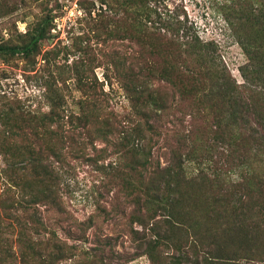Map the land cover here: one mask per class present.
<instances>
[{
	"label": "rangeland",
	"instance_id": "obj_1",
	"mask_svg": "<svg viewBox=\"0 0 264 264\" xmlns=\"http://www.w3.org/2000/svg\"><path fill=\"white\" fill-rule=\"evenodd\" d=\"M44 20V38L34 54L0 55V264H151L150 258L169 264L172 248L185 234L172 236L156 254L132 242L122 212L133 207L118 188L120 173L130 174L129 153L118 144L117 132L104 127L105 118L120 123L121 136L127 135L141 153L151 149L154 158L165 156L173 131L182 134L183 125L189 130L191 115L202 114L200 119L210 123L215 113L208 94L218 80L215 85L206 77L193 82L203 72L198 69L204 65L202 54L215 58L213 78L237 85L247 80L244 95L264 112V0H0V46H24ZM140 73L147 75L149 91L171 88L162 102L159 96L158 103L149 101L143 117L135 110L150 93L125 81L132 75L140 80ZM189 90L193 94L187 95ZM226 104L222 101L224 111L232 107ZM153 111L166 127L135 132L138 122L147 128L142 120ZM224 118L230 119L229 112ZM211 154L216 155L214 150L203 154L201 168L195 155L182 159L176 192L163 185V192L155 194L154 219H147L146 230L136 223L133 228L146 239L157 234L149 232L152 225L164 233L162 216L179 191L202 185V171L214 180ZM30 155L42 165L51 163V183L39 186L40 175H32L39 165L24 162ZM217 174L222 183L225 175ZM26 180L35 183L27 187ZM16 183L25 185L21 195ZM24 195L32 197L39 221L32 226L33 212L19 211V219L33 227L27 230L28 243L37 247L32 257L23 248L21 226L8 212ZM194 205L186 202L182 210ZM83 227L84 239L75 240L82 238ZM95 235L110 237V248L102 246L104 255L98 253Z\"/></svg>",
	"mask_w": 264,
	"mask_h": 264
},
{
	"label": "trees",
	"instance_id": "obj_2",
	"mask_svg": "<svg viewBox=\"0 0 264 264\" xmlns=\"http://www.w3.org/2000/svg\"><path fill=\"white\" fill-rule=\"evenodd\" d=\"M46 25L47 21H42L28 43L20 48L0 46V55L21 53L26 58L34 54L37 44L44 38ZM163 38L165 37L163 36ZM165 41L168 43V40ZM194 46L197 47L196 44ZM203 47L201 46V49ZM198 49L200 52V48ZM171 55H175V52ZM199 55H201V52ZM201 58L204 59V65L198 69L203 72H198L193 82L202 83V79L206 77L209 83L211 81V84L215 85L216 83L213 80H218L216 90L210 91L208 94L210 99L214 101L215 113L211 111L212 121L210 123L200 119L202 118L200 113H198L200 114L198 117H196L197 115L193 117L190 114L193 121L186 123L189 130L185 131L186 126L183 125L182 134L173 131L172 137L169 138L172 141L167 146L165 156L156 154V158H154L150 152L151 149L147 154L141 153L138 147H134L130 143L131 139L126 138L127 135L121 136L124 128L120 126V123L111 116L105 118L107 120L104 121V127L117 132L119 135L117 136L118 144L125 147L129 153L130 161L127 163L129 165L127 169L131 175L121 172L118 188L122 191L121 195H124L133 208L128 213L123 211L122 216H126L128 219L126 224H128L130 233L134 237L132 242H138L137 249L145 245L147 248L151 247L155 254L159 247L164 243L166 244L172 236L178 237L179 232H184L183 238L179 237L177 246L172 248L175 254L170 256L173 260L169 264H264V112L259 110L257 101H254L253 97L244 95V92L248 90L244 86L247 80H244L242 85H237L236 83L231 84L224 81V78H213L215 72L212 65L215 58L209 54H202ZM138 77L141 79H135L132 75L125 81H130L127 84L130 87L140 88L146 94L150 93L147 103L144 102V105L141 104L135 110L139 116L143 117L147 114L144 108L147 104L151 105L149 101H153L154 98L155 102L159 100L162 102L165 99L164 97L167 96V91H170L171 88L159 86L158 89L149 91V85L146 84L147 75L140 73ZM193 77L195 75L189 78L193 79ZM168 83L171 85V81H168L167 85ZM151 92L153 93L151 94ZM186 94L191 95L193 93ZM222 101H226L232 107L224 111V106H221ZM228 112L230 119L225 120L224 116ZM109 119L113 121L110 122ZM160 120L161 115L158 116L157 111H153L142 120L147 128L143 129L144 123L138 122L136 130H132L149 133L160 131L166 127ZM232 131H237V136L232 135ZM192 138H194V141ZM194 142L198 145L193 144ZM211 150L216 153L214 156L211 154L213 157H211L212 160L208 164V167L211 166L212 170L209 176H213L214 180L209 179L210 177L202 171L201 175L203 177L198 176L202 185H192L179 191L180 193L170 204L166 214L162 216L164 233H161L159 229L155 230L152 225L149 232H156L157 234H153L155 235L154 238L149 236L146 239V235H141L135 230L133 228L135 223L146 230L147 219L149 221L154 219L155 212H153V209L158 210V206L156 205V208H154L153 204L154 201L159 200V197L155 194L163 192V185L169 189L172 187L173 192H176L177 178L181 170L179 166H181L182 159L186 156L195 155V159L199 160L198 167L201 168L204 161L203 154ZM139 156L142 157L137 159ZM162 157H165L163 159L166 162L165 165L160 162ZM35 158L36 156L30 155V158L27 157L24 162L26 165H32V167L39 165V171L35 168L36 172L32 175H40V179L37 181L40 182L39 186H46L50 180L51 163L47 161L42 165L40 163H44V161L39 162ZM134 158L137 160L132 163ZM116 165L117 168H123L119 162H116ZM255 165H258V170L255 169ZM217 172L225 175L222 183ZM230 173L234 174L230 175ZM133 176L135 178H131ZM17 181H19L18 178ZM34 183L28 180L24 182L26 186H33ZM24 184L20 186L17 184L20 195L23 193L21 190H25ZM49 189L50 187L43 190L49 191ZM31 198L29 195H24L23 198L21 196L19 204L11 203V206L8 207L9 216L21 226L22 235L25 236L23 248L28 252L30 251V256L33 254V250L35 253L37 247L28 243L31 239L27 230L32 229V226L39 223L35 214L36 209H31L33 203ZM39 198L45 200L49 197L42 195ZM189 201L194 202L195 205L190 210H182L183 205ZM22 203L25 205L22 206ZM45 203L51 204L48 201ZM159 207V209H162L161 206ZM195 207L196 209L193 210ZM25 209H30L34 214V216H31L33 219L31 220L32 226L19 219L21 218L19 211L24 213ZM189 211L193 213L197 211L198 214L194 215ZM79 226L82 225L79 224ZM86 229L85 227L80 229L82 238H76L75 240L84 239ZM100 236L95 235V240L99 241L97 244L99 245L98 253L104 255L106 249L102 246L110 248L107 241L110 237H104L101 240ZM91 238H93V235ZM69 249L73 248L70 247ZM116 254L120 258L122 257V254ZM150 260L151 264H164V261L159 259L150 258Z\"/></svg>",
	"mask_w": 264,
	"mask_h": 264
}]
</instances>
